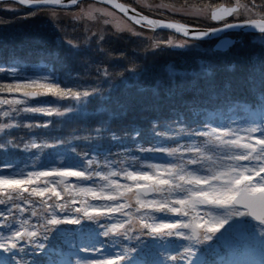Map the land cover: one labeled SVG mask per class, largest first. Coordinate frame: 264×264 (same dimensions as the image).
<instances>
[{
	"label": "snow or ice",
	"instance_id": "6c2138e0",
	"mask_svg": "<svg viewBox=\"0 0 264 264\" xmlns=\"http://www.w3.org/2000/svg\"><path fill=\"white\" fill-rule=\"evenodd\" d=\"M11 2L35 15L78 0ZM105 2L140 27L185 38L146 56L248 29L264 48V0L156 5L162 16L213 22L205 27ZM108 39L66 41L73 58L85 57L75 76L61 78L54 65L38 75L15 54L0 57V264H264V51L224 79L209 61L144 89L146 64L115 73L87 57L102 56ZM93 102L98 115L82 133L52 135Z\"/></svg>",
	"mask_w": 264,
	"mask_h": 264
},
{
	"label": "trees",
	"instance_id": "16d2710c",
	"mask_svg": "<svg viewBox=\"0 0 264 264\" xmlns=\"http://www.w3.org/2000/svg\"><path fill=\"white\" fill-rule=\"evenodd\" d=\"M130 4L143 13L157 18H171L189 25L207 26L208 21L203 19L192 21L191 18H183L175 14L160 15L156 5L161 3L172 4L176 7L183 5L192 8H202L205 5L221 3L230 4L236 0H118ZM139 2L141 5H139ZM243 3L244 0H241ZM92 3L83 2L74 9L55 10L43 9L32 15L34 10H28L17 4L9 2L0 4V57H7L15 54L18 58L24 59L36 74H43L51 71L53 65L57 74L63 78L65 74L72 76L76 72H83L81 62L84 56L73 58L69 54V46L66 43L71 39L76 44L83 43L85 35L97 33L103 34L109 39L102 45L104 54L97 55L94 52L87 54V57L95 62H100L101 70L106 64H112V71L119 73L123 68H130L132 64L147 65L148 71L137 87L151 89L159 82L160 86L167 85L169 79L174 75L185 72L198 71L201 63L211 62L220 79L231 75L234 69L230 67L240 65L250 61L253 55H259L264 48L259 42L252 43L253 36H244L236 47L227 53L212 55L207 50L174 49L168 48L163 52L157 51L156 55H145L152 51L154 45L163 46L161 42L173 37L170 33L162 31H148L142 27L137 30L146 33L145 36H133L125 31H117L109 24L103 23L105 20L99 14H94L93 19H87L79 13L84 7ZM138 4V5H137ZM9 7L17 9L15 12L7 10ZM103 7V6H102ZM55 11L56 15H52ZM104 20V21H103ZM86 29L88 31H86ZM201 46H207L204 42ZM169 66L174 70H169ZM96 64H92L95 70ZM71 69V71H69ZM49 99H53L49 97ZM97 104L93 102L85 110L86 115L76 121L69 123H59L56 129L51 130L53 136H69L74 130L82 133L84 124L91 122L97 115ZM113 127H116L115 125ZM23 130L13 133L6 139H16L23 136ZM24 155L17 157L24 160Z\"/></svg>",
	"mask_w": 264,
	"mask_h": 264
},
{
	"label": "rangeland",
	"instance_id": "374dc122",
	"mask_svg": "<svg viewBox=\"0 0 264 264\" xmlns=\"http://www.w3.org/2000/svg\"><path fill=\"white\" fill-rule=\"evenodd\" d=\"M234 3H235V2L230 3V4H224V3H221V4H219V5H220V6H221V5H224V6H227V5H228V6H231V5H233ZM137 5H138V4H137ZM139 5H141L140 2H139ZM177 8H179V7H177ZM96 9H100L101 11H95ZM83 11H84V13H85V15H83V16H84L85 18H87V19H91V20L93 19V15H94V14H98V15L100 14V15L104 18V20L107 21L106 24H110V25H112L113 28H114L115 30L119 31V32H121V31H125V32H127V33H129V34H132V35H134V36H144V35H145L143 32H141V31L135 29V27H133L130 23L126 22V21H125L124 19H122L120 16H118L117 14L111 12V10L106 9V8L100 6V5H97V4H93V3H92V4H90V5L86 6V7H84V8H83ZM79 13H81V10H80ZM175 15L180 16V17H183V18H191V19H193L192 21L197 20V18H196L195 16L184 15L183 13H177V14H175ZM201 19H203V20H207V19H204L203 17H201ZM104 20H103V21H104ZM105 21H104L103 23H105ZM143 34H144V35H143ZM169 40H171V41L173 42V45H178V44L182 43L184 39L179 38V37H176V36H173V37L170 38ZM172 48H174V49H180V48H178V47H172ZM201 49H203V50H207V49H209V47H204V46L199 45L198 47L193 48V50H201ZM190 50H191V49H190ZM169 70L174 71L170 66H169ZM73 179H74V178H73ZM256 259H259V257L257 256Z\"/></svg>",
	"mask_w": 264,
	"mask_h": 264
},
{
	"label": "water",
	"instance_id": "95a60500",
	"mask_svg": "<svg viewBox=\"0 0 264 264\" xmlns=\"http://www.w3.org/2000/svg\"><path fill=\"white\" fill-rule=\"evenodd\" d=\"M9 1L11 2V0H9ZM81 1H93V2H96V3L102 4V5H105V6L109 7V8H111V9H113V10L116 11L117 13L121 14L122 16H124L125 18H127L128 20H130L131 22L135 23L133 20H131V19L129 18V16L132 15L131 12L129 13V16H126L124 13L120 12L117 8H115V7L113 6V4H111V3H106L105 0H78V2H81ZM114 3L122 4V3L118 2L117 0H114ZM17 4H18V3H17ZM21 6H23V7H25V8H29V7L24 6V5H21ZM125 6H126V7H129L130 9L132 8V7L128 6V5H125ZM221 6H224V5H221ZM30 9H31V8H30ZM140 13H141V12H140ZM141 14H142V15H145V14H143V13H141ZM150 18H152V17H150ZM155 19H156V18H155ZM158 31H161V30H158ZM163 31L171 32V33H173V34H175V35H178V36L183 37V35H182L181 33H176L174 29H172V30H163ZM232 31H233V33H239V30H238V29H235V30H232ZM254 31H255V30H253V29H248V30H246V33L254 32ZM183 38H184V37H183ZM213 39H214V38H211V39H208V40H213ZM229 41H235V38L229 36V37H225V38H223V42H222V41H216V42L214 43V45L212 46V51H226V50L229 48V44H228Z\"/></svg>",
	"mask_w": 264,
	"mask_h": 264
}]
</instances>
